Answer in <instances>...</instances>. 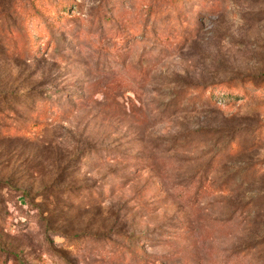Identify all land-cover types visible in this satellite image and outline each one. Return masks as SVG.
Wrapping results in <instances>:
<instances>
[{
    "label": "rangeland",
    "instance_id": "374dc122",
    "mask_svg": "<svg viewBox=\"0 0 264 264\" xmlns=\"http://www.w3.org/2000/svg\"><path fill=\"white\" fill-rule=\"evenodd\" d=\"M0 264H264V0H0Z\"/></svg>",
    "mask_w": 264,
    "mask_h": 264
}]
</instances>
